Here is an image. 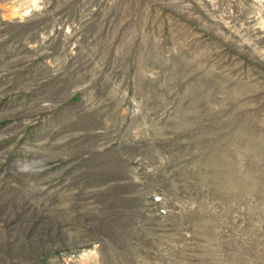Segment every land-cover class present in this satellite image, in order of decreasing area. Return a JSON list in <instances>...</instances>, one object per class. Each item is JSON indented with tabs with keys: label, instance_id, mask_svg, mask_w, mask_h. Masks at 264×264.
I'll use <instances>...</instances> for the list:
<instances>
[{
	"label": "rangeland",
	"instance_id": "374dc122",
	"mask_svg": "<svg viewBox=\"0 0 264 264\" xmlns=\"http://www.w3.org/2000/svg\"><path fill=\"white\" fill-rule=\"evenodd\" d=\"M0 264H264V0H0Z\"/></svg>",
	"mask_w": 264,
	"mask_h": 264
}]
</instances>
